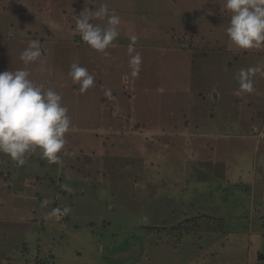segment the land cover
<instances>
[{
	"label": "rangeland",
	"instance_id": "1",
	"mask_svg": "<svg viewBox=\"0 0 264 264\" xmlns=\"http://www.w3.org/2000/svg\"><path fill=\"white\" fill-rule=\"evenodd\" d=\"M167 1L0 0V72L25 69L58 91L72 122L59 163L37 150L17 167L0 153V264H264V77L253 94L236 79L264 61V48L232 44L225 0H185L196 16L178 17ZM105 3L127 29L107 54L81 40L73 19ZM131 34L136 79L120 45ZM34 39L42 55L25 65ZM74 60L95 76L83 94L68 76ZM65 206L69 215L49 217ZM214 216L227 235L206 233L220 224ZM181 222L187 230L174 229ZM35 236L70 242L38 255Z\"/></svg>",
	"mask_w": 264,
	"mask_h": 264
},
{
	"label": "clouds",
	"instance_id": "2",
	"mask_svg": "<svg viewBox=\"0 0 264 264\" xmlns=\"http://www.w3.org/2000/svg\"><path fill=\"white\" fill-rule=\"evenodd\" d=\"M224 7L231 14L226 34L232 44L241 50L264 48V0H225ZM73 19L81 40L91 49L107 54L106 49L116 46L114 41L119 36L121 18L106 3L95 11L83 10L73 15ZM93 20H106V26L93 23ZM129 41L130 75L136 79L142 65L141 53L135 49L138 36L131 34ZM41 55V43L34 39L21 52L19 59L27 65L38 61ZM257 74L264 77V61L239 70L236 79L242 93H255L253 81ZM29 76L25 69L0 72V153L8 155L17 167L24 166L28 156L37 150L49 163H59L58 153L64 149L67 143L65 134L72 125L68 108L62 104V95L58 91L34 83ZM68 76L79 85L81 94L95 85V76L76 60L71 63ZM122 79L128 80V75ZM105 95L111 98V91L107 90ZM62 188L72 192L68 185ZM47 204L48 201L44 200L42 206ZM70 212V206L57 207L48 215L62 218ZM142 220L148 222L147 217Z\"/></svg>",
	"mask_w": 264,
	"mask_h": 264
},
{
	"label": "trees",
	"instance_id": "3",
	"mask_svg": "<svg viewBox=\"0 0 264 264\" xmlns=\"http://www.w3.org/2000/svg\"><path fill=\"white\" fill-rule=\"evenodd\" d=\"M47 177H51V175L48 174ZM75 194L77 196H80V195H83L84 193H83V191H80V192L75 191ZM261 206H264V204L262 205V202H260L258 204V207H261ZM25 208H26V206L22 207L21 209H25ZM19 210L20 209H18L17 211H19ZM30 213H31V211H30ZM215 218L220 219L219 220L220 221V224L219 225H216V227L213 228V230L211 229L209 231H206V233L207 232H210L211 234H213V233L214 234H219V236H220V234H222V236L225 235V234L227 235V233L229 232V230H226L225 227H224V225L222 224L225 221V219L222 218V217H215ZM188 226L189 225H187L185 222H181L179 224H176V227H174V229L177 230V231H178V229L187 230V227ZM40 230L41 231H44L43 226L41 227ZM38 236H39V233H38ZM38 236H35L34 239L31 240L30 244L28 245V247H31V244L34 243V252L33 253L36 252V253H38V255H41V253L44 254L43 251L49 253V252H51L50 248H55L56 246L59 247L60 249H67L66 248V245L69 244V242H70L69 238L64 237V236H60V238H58V240L56 242L52 241V238H55L56 239V235H53V237L51 238V240L49 242H47L46 240H44V238L38 237ZM28 252H29V249H28ZM29 255H32V254L29 252ZM49 255H50V257L51 256L52 257L55 256V255H53L51 253H49ZM38 257L39 256H36L35 258H37V260H38ZM39 260H41L40 257H39ZM26 263L27 264H31V263L36 264V262H34L33 260L27 261Z\"/></svg>",
	"mask_w": 264,
	"mask_h": 264
},
{
	"label": "crops",
	"instance_id": "4",
	"mask_svg": "<svg viewBox=\"0 0 264 264\" xmlns=\"http://www.w3.org/2000/svg\"><path fill=\"white\" fill-rule=\"evenodd\" d=\"M186 1L185 0H168L167 1V3L165 4L167 7H169V6H173L174 8L172 9V10H170V12H168L169 13V15L170 14H174V15H177V17H178V15L179 14H181V12H183L184 11V9H188V11L192 14V12H191V10L188 8V4H184ZM164 5V6H165ZM164 6L162 7V8H160L159 10V12L158 13H165V8H164ZM193 15V14H192ZM202 15H203V18H206L205 17V15H204V12L202 13ZM157 16H160V15H157ZM193 16H196V15H193ZM36 17L37 18H39V17H41V13L40 12H37V14H36ZM164 17H166V16H164ZM67 19V18H66ZM122 19L123 18H121V23H120V27H122L123 29H124V32L125 31H127V29L126 28H124V23H123V21H122ZM68 20V19H67ZM64 23H68V22H65L64 21ZM45 28H46V33L47 32H49L50 30H49V28L47 27V26H45ZM212 29V28H211ZM79 37H80V35H79ZM122 44H120V45H122V46H127V45H129V43H128V39H126L125 38V35L122 37V42H121ZM123 43H128V44H123ZM42 58H43V56H42ZM44 59V58H43ZM237 137H239V136H236L235 138H237ZM252 138H254V137H252ZM256 147V144L255 143H251V149H253V151L255 152V148ZM252 159H254V161L253 162H255V161H259V159L257 158L256 160H255V157H253ZM238 161V160H237ZM236 161V162H237ZM260 163V162H259ZM258 166H259V164H258ZM238 178H240V177H238ZM252 182L254 181V180H252V179H250ZM251 183V182H250ZM264 204V202H262V205ZM53 260V259H52Z\"/></svg>",
	"mask_w": 264,
	"mask_h": 264
}]
</instances>
